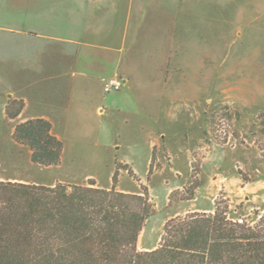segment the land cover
<instances>
[{
	"label": "crops",
	"instance_id": "obj_1",
	"mask_svg": "<svg viewBox=\"0 0 264 264\" xmlns=\"http://www.w3.org/2000/svg\"><path fill=\"white\" fill-rule=\"evenodd\" d=\"M222 1L0 0V121L7 119L9 100H22L25 106L15 124L48 120L64 143L62 162L71 135L107 131L117 135V150L133 144L144 149L142 157L115 155L114 162L130 167L141 158L148 176L150 165L167 150V85L218 81V55L235 54L237 36L245 34L229 8L234 0ZM172 31L174 39L167 42ZM106 82H120L122 88L107 94ZM13 132L0 137V181L65 183L61 178H25L31 151L12 141ZM53 168L61 165L48 169ZM131 170L144 182L141 171ZM87 180H95L99 188L112 187L92 176ZM138 246L143 251L156 248H141L140 240Z\"/></svg>",
	"mask_w": 264,
	"mask_h": 264
},
{
	"label": "rangeland",
	"instance_id": "obj_2",
	"mask_svg": "<svg viewBox=\"0 0 264 264\" xmlns=\"http://www.w3.org/2000/svg\"><path fill=\"white\" fill-rule=\"evenodd\" d=\"M233 3L229 8L245 34L237 36L235 54L218 55L220 79L196 86L167 85L165 106L171 118L165 124L167 150L161 152L162 160L153 162L148 176L144 175L146 167L141 158L137 159L139 165L127 166L141 171L144 182L125 169L119 171L118 191L138 194L143 187L149 191L153 213L139 237L141 248H157L169 220L192 212H211L217 202L227 200L235 218L254 221L258 213H264V135L260 127L264 119V0ZM174 33L167 35V42L174 39ZM186 104L188 109L179 112V107ZM14 126L15 122L2 119L0 137H7ZM116 136L107 131L71 135L60 170L31 163L25 169V178H61L67 184L77 181V185L94 181L97 186L95 180L85 181L92 176L103 186H113L110 174L119 164L113 157L144 153L142 144V150L134 144L117 150ZM0 174L3 176L1 165Z\"/></svg>",
	"mask_w": 264,
	"mask_h": 264
},
{
	"label": "trees",
	"instance_id": "obj_3",
	"mask_svg": "<svg viewBox=\"0 0 264 264\" xmlns=\"http://www.w3.org/2000/svg\"><path fill=\"white\" fill-rule=\"evenodd\" d=\"M11 99L6 117L15 122L24 109ZM264 135V119L260 124ZM13 140L27 146L33 164L61 165L64 143L45 119L14 126ZM88 185L54 186L0 181V264H264V213L254 221L232 216L229 202L211 212L169 220L157 248L140 251L139 237L153 213L147 187L141 193ZM153 170L150 165L149 174ZM243 179L245 178L241 173Z\"/></svg>",
	"mask_w": 264,
	"mask_h": 264
},
{
	"label": "built area",
	"instance_id": "obj_4",
	"mask_svg": "<svg viewBox=\"0 0 264 264\" xmlns=\"http://www.w3.org/2000/svg\"><path fill=\"white\" fill-rule=\"evenodd\" d=\"M121 88H122V84L120 82L117 83L106 82L104 90L105 93H112V92L120 91Z\"/></svg>",
	"mask_w": 264,
	"mask_h": 264
}]
</instances>
